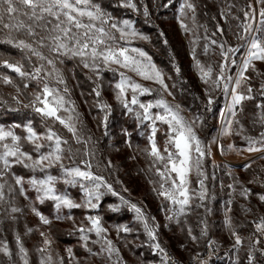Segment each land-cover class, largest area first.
I'll return each instance as SVG.
<instances>
[{
	"label": "snow or ice",
	"instance_id": "obj_1",
	"mask_svg": "<svg viewBox=\"0 0 264 264\" xmlns=\"http://www.w3.org/2000/svg\"><path fill=\"white\" fill-rule=\"evenodd\" d=\"M171 3L172 0H168V4L163 7H168ZM255 3L262 7L257 10L254 4L249 2L245 8L239 9L242 12V18L240 15L232 16V19L237 21L233 32L237 41L235 46L228 44L226 40L222 42L216 39L210 40L211 45L219 48L222 58L219 73L215 79H212L213 67L203 65L196 58L195 50H193V60L200 80L208 84L211 79L213 88L222 87L224 94L231 96L226 113H221V135L223 136L233 134L234 123L239 125V130L235 134H243V125L236 119L237 108L243 111L244 101L252 100L254 96L250 84L247 85L246 93L239 90L251 79L246 75L250 68L257 75L262 74L256 68L255 62L264 63V0H255ZM118 6L133 12L140 10L136 0H120ZM233 7L235 5L230 4L227 11H221V16L226 22ZM179 11L181 17L191 12L192 20L195 22L196 5L192 0H183ZM143 15L146 18L150 15L146 6L143 8ZM180 26L185 32L189 31L188 25L183 20ZM217 32L221 36L224 35V29L219 25H217ZM215 35L214 32L213 36ZM137 38L148 39L133 27V21L113 17L97 0H0V44L9 45L20 53L18 60L5 59L0 56V69H7L15 74L14 78L7 72L0 71V85L13 88L15 94H8L11 99L17 105H22L24 109H29L39 116L43 127L42 131H38L31 120L23 126L20 124L8 128L0 126V210L6 213L8 218L15 220L16 217L13 214L23 211L15 206L14 197L19 192L27 198L26 183L37 193L36 202L39 204H44L46 200L54 202L57 212L55 219L57 220L73 219L70 215L61 216L59 214L61 209H97L101 198L105 195L102 189H106L113 196L118 195L103 175L92 170V158L95 156L94 150L89 147L92 137L86 136L83 130L80 113L75 101L71 99V89L68 87L63 71L58 67L64 64L65 60L77 61L97 80L101 78V73L104 71L117 73L119 79L114 84L116 101L128 112H135L141 124L145 121L150 122L149 145L143 151L151 158L149 170H154V174L159 177V180L155 182L159 184V188H154V191L173 206L168 209L173 212V215L167 216L166 219L171 221L175 218L179 223L178 217L185 214L186 209L192 206L193 199L200 202L195 205L196 207L203 206V202L208 198L205 184L207 177L203 171V161L206 156L211 155V149L203 145L195 131V125L198 121L202 123V120L200 117L191 121L187 120L181 114L180 105H173L164 98L165 93L172 95L165 81V75L145 50L130 46L131 42ZM165 43H167L166 40ZM208 47L205 45V53ZM242 49L243 56L237 78L234 80V87L230 88L233 77L227 75V69L229 64L236 65L235 56ZM175 71L179 74L180 68L175 67ZM134 77L150 81L158 87L154 89L145 86ZM16 78L19 79V83ZM88 78L92 79V76ZM31 84H35V88L28 92ZM93 92L97 98L101 96L99 83L96 84ZM153 92L157 96L154 101L144 103L139 99L140 96ZM22 95L27 99V103L20 99ZM260 95L264 96V82L260 86ZM213 102L209 95V110ZM0 105H8L3 95H0ZM97 106L105 112L102 123L106 127L111 106L100 101L97 102ZM133 106H138L140 111H136ZM256 107L264 110V103H258ZM153 109L157 111L153 112ZM9 110L19 111L20 109L9 106ZM158 122L167 126L163 147L156 140V134L160 131L157 127ZM259 122L264 126V111L259 116ZM21 127L24 135H19L15 131ZM61 130L70 134L71 141L62 134ZM243 139L246 141V147L238 148L230 144L228 149L238 153L242 151L264 152V131L259 133L258 138L244 135ZM73 142L83 147L74 148ZM25 144L30 145L31 150H25ZM220 147L223 152V145ZM78 156L85 158L77 163ZM65 159L70 160L71 164L65 165L63 162ZM261 159H264V156ZM16 165L29 169L33 173H44V176L39 178L33 175L25 181L23 176L13 171ZM107 166L111 167V162ZM250 167L251 163L242 165L244 170ZM53 168L58 169L60 175L51 174L50 170ZM193 171L197 176L198 190L190 188L192 183L190 176ZM9 178L14 183H9ZM61 182L73 187L79 186L83 192L82 202H76L67 193L59 192L56 185ZM261 186L264 187V183ZM229 188H233V185L230 184ZM240 195L248 198L252 195V191L242 187ZM120 200L135 213L136 220L142 224L144 232L153 242L151 247L164 253L165 264H172L158 241L159 225L151 222L155 218L148 217L141 207L130 203L123 197H120ZM258 200L264 204V193L258 194ZM30 208L42 225L48 226L52 223L37 209L35 202L30 205ZM110 208L112 212L120 210L119 205L110 206ZM245 211L250 212L251 209H245ZM85 219L90 226L81 225L75 230L80 233L87 251L92 255L106 253L109 260H112L115 255L116 260L113 264H121L119 249L106 235L108 230L102 225L101 218L88 215ZM0 223H3V220H0ZM252 223L255 225V232L249 237L252 246L248 252V264H253L255 245L260 244V238L264 237V216H260ZM226 224L232 229L230 217L226 219ZM33 231V228H27L26 234H31ZM121 231L129 233L133 229L124 225L117 228L118 233ZM187 231L195 242L198 237L192 234L190 227ZM91 233H94L97 238L92 243L100 245L98 252H93L87 247ZM206 234L205 225L201 230V235ZM40 236L43 238V247L37 249L41 254L39 264H64V257L58 254L55 258L53 257L50 250L51 241L46 234L40 232ZM232 236L234 237L233 247L238 250L243 245V239L235 230H232ZM15 239L20 264H29L28 250L20 235L17 234ZM66 252L69 264H71L75 256L71 248L66 249ZM0 254L7 258L9 264H16L13 260V253L4 240H0ZM201 264H206V262L201 261Z\"/></svg>",
	"mask_w": 264,
	"mask_h": 264
},
{
	"label": "trees",
	"instance_id": "obj_2",
	"mask_svg": "<svg viewBox=\"0 0 264 264\" xmlns=\"http://www.w3.org/2000/svg\"><path fill=\"white\" fill-rule=\"evenodd\" d=\"M179 1L180 0H172V3L169 4L168 7H163V5L168 4V0H136L140 10L138 12H133L130 9L119 7L120 0H97V2L100 3L106 11L110 12L113 17L117 19L131 18L135 20V28L148 37L147 40L137 41L136 44L143 48L152 57L157 67L163 71L165 81L169 85V89L176 101L193 117L201 118L202 123L200 122L199 127L200 137L208 140L215 132L225 99L222 96L217 97L214 100V106L212 108L210 107L209 110L206 97L198 87L197 81L190 69L187 45L180 36L177 28L176 9L179 5ZM192 2L196 5L195 22L185 16L183 17L184 20L186 19L188 25L191 26V32L185 34L188 45L195 47L194 50L197 59L207 65H211L214 70H218L222 60L220 50L217 46L211 45L210 40L216 39L220 42L226 40L227 43L235 42L236 40L233 32L235 31L234 26L237 22L231 18L227 19L226 22L221 16L220 8L222 4L235 5V7L232 8L233 12L241 16L242 12H240L239 9L251 2V0H192ZM145 6L150 13L147 18L143 15V8ZM168 21L173 23L169 25ZM217 25L224 29L223 36L217 32ZM214 32L216 33L215 36H213ZM161 33H163V35H161ZM165 40L167 43H165ZM205 45L209 46L207 53L204 51ZM242 53L243 49L241 50V54ZM0 56L5 59H20L19 51L6 44H0ZM177 66L180 68L179 74L175 71V67ZM58 67L63 71L68 87L71 89V99L75 101L80 113L83 130L86 136L92 137L91 144L89 145L95 152V156L92 158V170L103 175L107 182L112 185L114 191L118 193V195L113 196L110 192L105 191V195L101 198L99 214L102 217L103 224L123 225L126 223L129 227L140 228L136 220L132 218L133 213L127 205L121 206L118 212H112L110 206L121 202V196L125 198L130 197L128 191H125L124 185V183L129 184V181H136L137 185L134 184L131 190L137 193L142 192L144 194V200L149 199V194L154 192V188L151 185L148 184L147 187H144L143 180H147V172L144 171L141 163L139 164V161L136 162V166L134 162L129 164L126 155H124L125 152L127 153L128 150H130L128 147L132 146L136 148V153H138L141 161L146 163L147 160L150 161L148 155L143 151L149 145L148 136L150 129L146 125H140L139 122L126 113L125 108L116 101L114 92L116 73L104 71L101 73V78L97 80L92 73L80 66L75 60H65L64 64L58 65ZM0 71H5L15 78V74L11 73L10 70L0 69ZM89 76H92V79H89ZM16 79L17 83H19V79ZM260 82V78L254 75L251 80L255 90L254 99L244 101L243 111L239 110L237 115V120L243 125V134L256 136L263 130V127L260 126L259 116L264 110L256 107L258 103H264V96L256 92L259 89ZM97 83L100 84L101 91V96L99 98H97L93 92ZM34 88L35 84H31L27 91L31 92ZM9 93L15 94V90L11 87L0 85V95H3L4 99L8 101L7 106L0 105V126L11 127L16 124L23 126L31 120L33 126L38 131H42L43 127L40 117L36 116L29 109H24L22 105H17L11 99V96L8 95ZM20 99L24 101V103H27L25 96L22 95ZM107 100L109 101L111 110L105 127L102 123L105 112L99 109L97 102ZM9 106L11 108H19L20 110L10 111ZM15 131L19 135H24L22 127L15 129ZM61 131L62 134L71 141L70 134L64 130ZM164 137V133L157 132L156 140L161 147H163L164 144ZM235 138L239 140L240 135L235 134ZM24 147L25 150H31V146L28 144H25ZM73 147L82 148L83 146L75 145L73 142ZM113 147H118L117 149L120 152L119 155L121 156V160L115 165L108 167L107 165L110 162L109 159L113 154ZM83 158L85 157L78 156L77 163ZM63 162L65 165L71 164V161L68 159H65ZM132 164L135 166L133 170L135 173L131 169ZM97 165H99V167H97ZM51 170L53 173L59 172L56 168ZM13 171L17 175L23 176L26 181L33 175H44V173L40 172L33 173L20 165H16ZM139 180L143 182L141 188ZM9 181L10 183H14L10 178ZM61 186L65 189V186ZM192 186L194 188L197 187L195 181ZM25 187L27 189V194L32 198L31 200H34L33 192L29 190L27 183ZM69 191L74 196L79 195L77 189L70 188ZM28 198L30 197L28 196ZM25 200L26 198L24 195H20L19 192L15 194V202L20 206L22 204L24 205ZM198 202V200H194V204L192 205L193 212L187 215L191 221L194 219V216L200 214L201 207L195 206ZM35 206L43 215L49 217L52 221L50 228L56 242L62 246L70 247L81 264L85 263L87 260L88 262H92L89 261L90 253L83 247L79 234L66 227L62 221L55 219L52 201L46 200L44 204L35 202ZM152 208H154V206H152ZM72 211L74 217H84V210H82V208L73 209ZM13 215L16 217L15 220L8 218L3 211L0 212V220H3V223H0V240L6 239L9 246H13V252H17L14 233L19 221V214L16 213ZM162 231L165 232L163 227ZM182 234L186 238H189L186 225L183 227ZM177 237L178 235L173 233L170 237V243L167 242L164 244L174 252L182 251V248L190 247L189 243H187L186 246H182V243L177 240ZM148 249L149 250H145L147 258L151 255L150 248ZM85 257H87V259H85ZM246 258L247 254L242 255V264L245 263L244 260H246ZM0 262L9 264L5 257L2 258ZM34 263L37 264L35 259Z\"/></svg>",
	"mask_w": 264,
	"mask_h": 264
},
{
	"label": "rangeland",
	"instance_id": "obj_3",
	"mask_svg": "<svg viewBox=\"0 0 264 264\" xmlns=\"http://www.w3.org/2000/svg\"><path fill=\"white\" fill-rule=\"evenodd\" d=\"M251 2L254 4L257 10L260 7H262V5L256 4L255 0H251ZM182 3H183V0H180L179 5L176 9V24H177V28L179 30L180 36L182 37V39L187 45V53L189 56L190 69L192 71V74L197 81L198 87L202 90L203 95L206 97L207 102H208L209 95H211L213 101L219 96H222L225 99L224 106L221 109L220 116L217 121L215 132L211 138H209L208 140H205V138L203 137L201 138L200 129H199L200 122L198 121L197 124L195 125V131L198 137L200 138V140L203 142V145L206 148L210 147L211 149V155L206 156L203 161V171L207 177V179L205 180V184H206L207 191H208V198L203 202V206L201 207V211L198 216H194V219L192 221L189 220V217L187 215L193 212V209L191 206L190 208L186 209L185 214L178 217L179 223H177V219L175 218L171 221L166 219L167 216L173 215V212L168 210L169 208H172L173 206L168 201L164 200L163 197L158 196L156 191L149 194V199H146V200L143 199L144 194L142 192H139V193L133 192L131 190V187L134 186V184L137 185L135 180L129 181V184L124 183L125 189H127L126 191H128L130 197L128 198L123 197V198L129 201L130 203H134L137 206L141 207L148 217L155 218L154 221H151V222L159 225L158 230H157L158 241L161 244V247H163L165 251H170L181 259H191L195 257L197 254L201 253L205 249V246L207 245L208 242L214 241L219 248V252H220V256L222 260L221 264H242L241 258H242V255H245V254H247V258L246 260H244L245 263L243 264H248V252H249L250 247L252 246V241L249 239V237L253 236L255 232V225L252 223V221L258 220L260 216H264V204H261L260 201L258 200V194L264 193V187L261 186V184L264 183V159H261V157L264 156V152L249 153L247 151H242L238 153L236 151H230L228 149V145L230 144H234L238 148L246 147V141L243 139V136L247 134L240 135V139L236 140L235 133L239 130V126H237V124L234 123L232 135H229V136L221 135V132H222L221 113H226V107L231 101V96L230 95L226 96L223 92L222 87L213 88L211 79L209 80L208 84H205L203 81L200 80L199 73L195 67V61L193 60V50L195 49V47H191L190 45H188V40L185 37L186 33L191 32V26L188 25L186 19L184 20L183 17L180 16L179 9ZM228 5L229 4H222L220 11L222 10L227 11ZM245 7L246 5L242 6V8H245ZM236 15H239V14L233 12V10L231 9V15L228 16V19L230 18L232 19V16H236ZM185 17L192 20V13L187 12V15ZM241 18H242V15H241ZM124 19H129L133 21V27L135 28V20L131 18H124ZM181 20H183V22L186 25H188V29H189L188 32H185L184 29L181 28L180 26ZM172 23L173 22L168 21L169 25ZM140 40L141 39L139 38L134 39L131 42L130 46L141 48L136 44V42ZM228 44L235 46L237 44V41L233 43H228ZM242 56H243V53L242 54L241 52L237 53L235 56V59L237 62L236 65L233 66L229 64L228 66L227 75H230L233 77V83L230 85V88L234 87V80L237 78ZM201 63L205 66H208L206 63H203V62ZM255 65H256V68L259 69L262 74L257 75L250 68L248 72L246 73V75L251 77V79L248 80L245 84H243L241 89L239 90L241 92L246 93L247 85L250 84L251 87L253 88V92H252L253 96L255 95V92H254L255 90L251 83V80L254 77V75L260 78V81H261L260 86H261V83L264 82V63L255 62ZM218 73H219V68L218 70L213 69L212 79H215ZM115 78H116L115 79V83H116L119 79V76L117 73H116ZM134 78L137 79V81L140 82L141 84H144L145 86H148L154 89L158 87L157 85L153 84L150 81L141 80L139 77H134ZM260 86H259V89L256 91L259 94H260ZM156 98L157 96L155 92H153L152 94H146V95L139 97L141 102H144V103L154 101ZM164 98L173 105H177V104L180 105L176 101L173 95L169 96L167 95V93H165ZM100 102H106L109 104L108 100L100 101ZM213 106H214V102L210 107L212 108ZM133 107L136 111H140L138 106H133ZM180 107L182 109L181 114L187 120L191 121L195 119V117H193L189 112H187L181 105ZM125 111L132 118L137 120L135 116V112L130 113L127 111V109H125ZM152 111L155 112L157 110L153 109ZM238 112H239V107L237 108V113ZM139 124L146 125L150 129L149 135L151 134V128L149 127V124H150L149 121H145L143 124L139 122ZM8 127H5V128H8ZM157 127L160 129L159 132H162L165 134V132L167 131V126L162 125L159 122L157 123ZM262 127H263L262 131H264V126ZM248 136H253L257 138L259 137V135H256V136L248 135ZM165 139L166 137H164V141ZM221 145H223V149H224L223 152L221 151V147H220ZM117 148L118 147H113L112 149L113 154L111 158L109 159V161L111 162V165H115L121 160V156L119 155L120 152ZM128 148L130 150H128L127 153L125 152L124 155H126V159H128L129 164L134 162L136 166L137 165L136 162L139 161L138 163L139 164L141 163V166L144 168V171L147 172V180H143L144 187H147L149 184L153 188L158 189L159 184L155 182L159 180V177L154 174V170L152 171L149 170V166L151 164V158L149 157L150 161L147 160V163L143 162L139 158L138 153H136L135 147L130 146ZM246 163H251V167L248 168L247 170H244L242 168V165ZM134 164L131 165L132 171L135 169ZM133 172L135 173V171ZM51 174L60 175V172L53 173L52 171ZM43 176H37V177L43 178ZM190 179L192 181L190 188L198 190L197 176L195 174V171L192 172ZM139 181H140L139 184L141 188L142 187L141 184L143 182L141 180ZM194 181L197 184L196 188L192 186ZM60 184L65 186V189ZM230 184L233 185V188H229ZM56 187L59 190V192L67 193L70 196V198L74 199L76 202H82L83 192L79 188V186L73 187L70 185L63 184L61 182V183H58ZM242 187L251 189L252 195H250L248 198L242 197L240 195V191ZM70 188L77 189L79 195L74 196L72 193H70L69 191ZM29 190L33 192L34 200H31L32 199L31 196L28 195L26 192L27 198L25 200L24 205L22 204L20 206L19 204H17L15 202V197H14L15 206L20 207L23 210L22 212L17 213L19 214L18 216L19 221L17 223L14 234H15V237L17 234L20 235L24 246L27 248L29 264H36L34 263V259L37 261V264H39L41 254L37 251V249L40 247H43V238L40 236V232H44L47 238L51 241L50 250L52 252L53 257L55 258L58 254L59 256H62L65 258L64 264H69L66 249L70 247L62 246L58 242H56V240L54 239L52 235L50 225L48 226L42 225L38 217H36L32 213L30 205L33 202H36L37 193L30 186H29ZM102 191L107 192L106 189H102ZM28 196L30 198H28ZM194 200L195 199H193L191 202L192 205L194 204ZM116 205H119L120 207L124 206L122 202H119ZM53 206H54V202H53ZM99 206H100V203H99ZM152 206H154L155 209L152 208ZM245 209H251V211L246 212ZM72 210L73 209L69 210L66 208L61 209L59 213L61 216L70 215L73 217V219L71 220L61 219L60 221H62V223L66 227L72 229L74 232H76L80 236V233L76 231L75 229L80 227L81 225H83L84 227L90 226L88 221L85 219L86 216L88 215L99 216L101 218L102 225L108 230L106 235L108 236L109 239L113 240L115 246L119 249V257L121 260V264H165V261L163 259V253L159 252V250H154L151 247V244L153 242L149 240L147 234L144 232L142 224L136 220L135 213L133 211H132L133 213L132 218L136 220V223L139 224L140 228L139 227L138 228L129 227L128 224L126 223H124L123 225H117V224L104 225L102 222V217L99 214V207L97 209H92V210L82 208V210H84L83 218L74 217ZM1 211L2 210H0V212ZM54 211H55V217H56L57 212H56L55 207H54ZM229 217L231 218V221H232V229H230L226 224V219H228ZM124 225L133 229V231L129 233H125L121 231L118 233L117 228L120 226H124ZM185 225L187 226V229L190 227L192 229V234L198 237V239L195 242L191 239L189 235H188L189 238H186L185 236H183L182 230ZM205 225H206L207 234L202 236L201 230L202 228L205 227ZM162 227L165 229V232L162 231ZM27 228H33L34 231L31 234H26ZM232 230H235L243 239V245L238 250L233 247L234 237L232 236ZM173 233H176L178 235L177 240L182 243V246H186V244L189 243L190 247L182 248L181 249L182 251H176V252L168 248L164 243H167V242L170 243V237L173 235ZM89 235H90V239L87 242V247L91 248L93 252H98L100 249V245L92 243L93 240L97 239L95 234L91 233ZM256 235H259V234H256ZM260 239H261V243L258 245H255V249L253 250V255L255 257L253 264H264V254H262L264 253V237H261ZM4 241H6L9 246L8 241L6 239ZM82 243L84 247L85 242L82 241ZM15 245L18 248L16 243ZM9 248L14 254L13 260L16 261V264H20L17 252H13L14 251L13 246H9ZM148 248H150L151 255L150 257L147 258V254L145 250H149ZM2 258H4V256L0 254V260ZM85 259H87V257H85ZM115 260H116L115 255H113L112 260H109L107 258L106 253H102L100 255L90 254L89 261H92V262H88L87 260L83 264H113ZM71 264H81V263L78 260V258L75 256V259L71 261Z\"/></svg>",
	"mask_w": 264,
	"mask_h": 264
},
{
	"label": "built area",
	"instance_id": "obj_4",
	"mask_svg": "<svg viewBox=\"0 0 264 264\" xmlns=\"http://www.w3.org/2000/svg\"><path fill=\"white\" fill-rule=\"evenodd\" d=\"M165 252L172 261V264H200L201 261L206 262V264L222 263L219 248L214 241H210L207 243L205 249L201 253L197 254L196 260L177 258V256L174 255L172 252L170 251H165ZM163 257H164V253H163Z\"/></svg>",
	"mask_w": 264,
	"mask_h": 264
},
{
	"label": "bare ground",
	"instance_id": "obj_5",
	"mask_svg": "<svg viewBox=\"0 0 264 264\" xmlns=\"http://www.w3.org/2000/svg\"><path fill=\"white\" fill-rule=\"evenodd\" d=\"M177 258H179V257H177ZM196 259H197V255L195 257L189 259V260H196Z\"/></svg>",
	"mask_w": 264,
	"mask_h": 264
}]
</instances>
